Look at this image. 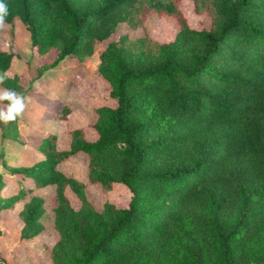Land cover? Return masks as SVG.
<instances>
[{
    "label": "trees",
    "instance_id": "16d2710c",
    "mask_svg": "<svg viewBox=\"0 0 264 264\" xmlns=\"http://www.w3.org/2000/svg\"><path fill=\"white\" fill-rule=\"evenodd\" d=\"M96 1L6 0L0 31L18 20L39 55L61 44L52 67L91 57L139 13L174 19L175 36L106 45L94 74L108 101L93 106L92 138L71 129L59 150L46 134L20 163L0 159V217L17 208L26 241L56 234L50 264H264V0H190L208 24L199 30L180 0ZM19 58L0 51V87L14 89ZM78 154L86 182L69 170ZM88 186L122 191L126 206L96 208Z\"/></svg>",
    "mask_w": 264,
    "mask_h": 264
},
{
    "label": "rangeland",
    "instance_id": "374dc122",
    "mask_svg": "<svg viewBox=\"0 0 264 264\" xmlns=\"http://www.w3.org/2000/svg\"><path fill=\"white\" fill-rule=\"evenodd\" d=\"M70 2L74 8L81 9L90 3H97L96 0ZM178 5L191 29L207 27L204 15L195 11L190 0H180ZM176 31L177 24L172 18L139 13L135 26L117 25L113 34L96 45L91 57L65 59L52 67L61 51V44L39 55L32 49L28 33L18 20H14L12 27H4L0 31V51H12L20 57L13 61L8 76L14 80V90L24 95L26 108L16 121L7 126L0 125V159L11 166L20 163V159L29 157L33 142L46 134L56 136V147L59 150L66 149L69 142L68 131L71 129L82 128L92 138L90 126L95 119L93 106L108 101L106 85L94 74L98 55L107 44H118L124 38L134 41L147 37L164 43L171 41ZM63 88L68 91L64 97L61 94ZM63 98L64 105L71 110V117L67 121H61L57 117L60 109L58 103ZM85 160L84 155L78 154L69 161V170L81 182H86ZM86 195L96 208L101 207L105 201L125 207L128 200L119 190L105 196L97 186H88ZM68 198L73 207L78 206L71 193H68ZM17 211L15 208L1 213V256L8 264H50L49 250L57 239L56 234L24 240L20 233L21 223ZM44 221L50 224V216Z\"/></svg>",
    "mask_w": 264,
    "mask_h": 264
},
{
    "label": "clouds",
    "instance_id": "9594fccd",
    "mask_svg": "<svg viewBox=\"0 0 264 264\" xmlns=\"http://www.w3.org/2000/svg\"><path fill=\"white\" fill-rule=\"evenodd\" d=\"M9 14L6 0H0V25L4 24ZM5 76L0 74V85H3ZM26 108L25 97L22 93L9 87H0V125L7 126L16 121Z\"/></svg>",
    "mask_w": 264,
    "mask_h": 264
}]
</instances>
